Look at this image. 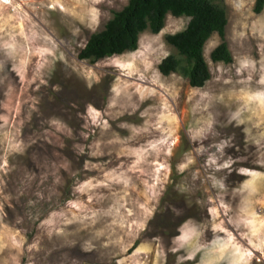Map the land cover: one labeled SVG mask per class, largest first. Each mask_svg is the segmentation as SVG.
I'll list each match as a JSON object with an SVG mask.
<instances>
[{
	"label": "rangeland",
	"instance_id": "rangeland-1",
	"mask_svg": "<svg viewBox=\"0 0 264 264\" xmlns=\"http://www.w3.org/2000/svg\"><path fill=\"white\" fill-rule=\"evenodd\" d=\"M128 1L0 0V264H264V9L223 0L192 88L158 68L186 16L78 59Z\"/></svg>",
	"mask_w": 264,
	"mask_h": 264
},
{
	"label": "trees",
	"instance_id": "trees-1",
	"mask_svg": "<svg viewBox=\"0 0 264 264\" xmlns=\"http://www.w3.org/2000/svg\"><path fill=\"white\" fill-rule=\"evenodd\" d=\"M263 9L264 0H256L254 11L261 13ZM168 14L186 16L189 21L183 30L166 36L177 54L166 56L158 66L159 71L164 76L179 73L192 88H202L211 78L204 48L213 34L217 33L222 41L211 52V60L233 62L225 40L228 18L223 0H129L113 13L103 29L90 36L80 49L78 59L96 63L134 52L138 49L140 35L147 30L160 33Z\"/></svg>",
	"mask_w": 264,
	"mask_h": 264
}]
</instances>
